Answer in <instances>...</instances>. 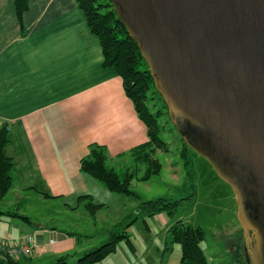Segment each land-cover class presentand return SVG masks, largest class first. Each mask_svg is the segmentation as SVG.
Masks as SVG:
<instances>
[{
	"label": "crops",
	"instance_id": "0c3cea01",
	"mask_svg": "<svg viewBox=\"0 0 264 264\" xmlns=\"http://www.w3.org/2000/svg\"><path fill=\"white\" fill-rule=\"evenodd\" d=\"M29 5L21 23L14 0H0V129L8 127L5 153L15 162L13 187L0 205L3 211L30 217L33 195L64 200L73 210L80 208L84 196L115 199L81 171V160L91 144H99L108 150L109 165L132 172L140 155L135 150L149 141L147 127L122 78L104 66L100 40L90 32L77 0H29ZM30 218L33 224L15 217L0 219V243L36 238L38 249L25 264L46 253L57 259L77 248L76 234ZM142 225L151 235L153 224L144 220ZM234 240L231 250L238 256L241 240ZM127 245L136 251L132 243ZM148 253L156 264H171L159 246Z\"/></svg>",
	"mask_w": 264,
	"mask_h": 264
},
{
	"label": "water",
	"instance_id": "95a60500",
	"mask_svg": "<svg viewBox=\"0 0 264 264\" xmlns=\"http://www.w3.org/2000/svg\"><path fill=\"white\" fill-rule=\"evenodd\" d=\"M184 142L233 190L264 264V0H110Z\"/></svg>",
	"mask_w": 264,
	"mask_h": 264
},
{
	"label": "rangeland",
	"instance_id": "374dc122",
	"mask_svg": "<svg viewBox=\"0 0 264 264\" xmlns=\"http://www.w3.org/2000/svg\"><path fill=\"white\" fill-rule=\"evenodd\" d=\"M154 103L157 109L162 106L159 100ZM160 124L163 127L160 137L169 147L167 151L158 150L153 156L162 165L159 174L145 182L138 179L133 181L132 190L139 195V199L123 195H114L115 199L108 196L93 199L96 204L105 205L93 217L82 205L73 210L65 205L64 200H48L35 195L29 198L28 215L36 224L54 226L60 232L76 234L74 237L78 245L69 253V264H79V258L86 252L107 243L109 231L117 224L133 220L141 202L160 198L184 201L172 214L160 213L153 218L141 216L138 224L134 223L127 230L136 251L132 252L126 242H120L117 254L109 256L103 264H156L148 253L149 249L153 251L159 246L163 251L166 232L178 221L204 229L206 238L202 247L210 264H245V261L237 263L231 250L234 236L239 238L242 229L232 188L217 175L206 159L183 146L181 136L167 117L160 120ZM148 168V164L140 162L135 164L134 172L142 177ZM67 203L71 207L76 206L75 203ZM0 209L6 208L0 205ZM144 220L153 224L151 235L143 228ZM180 252V246L175 245L165 261L177 264ZM51 256L46 253L41 259H34V264H52L56 257Z\"/></svg>",
	"mask_w": 264,
	"mask_h": 264
},
{
	"label": "trees",
	"instance_id": "16d2710c",
	"mask_svg": "<svg viewBox=\"0 0 264 264\" xmlns=\"http://www.w3.org/2000/svg\"><path fill=\"white\" fill-rule=\"evenodd\" d=\"M14 3L17 16L22 23L23 15L30 8L29 0H14ZM77 3L86 17L90 32L100 40L103 49L104 66L113 68L122 78L125 93L133 102L139 118L145 123L149 138L147 143L140 149L135 150V152L140 153L137 157L139 159L137 163L142 162L149 166L142 177H138L134 171H119L111 167L107 148L99 144H91L89 146L88 154L81 160V171L101 183L110 193L139 199V195L132 190L133 181L135 179L144 182L148 181L152 176L159 174L162 169L161 163L153 156L158 150L167 151L169 147L168 143L160 137L163 131L160 120L167 117L172 123L168 108L156 90L154 79L138 44L129 35L126 26L115 12L111 1L77 0ZM156 100H159L162 104L158 109L154 103ZM173 127L175 128L174 125ZM9 143L8 127H3L0 129V204L13 187L15 162L5 153ZM182 143L186 149L190 148L183 139ZM185 153L184 150L183 156H185ZM182 201L184 200L173 201L160 198L141 202L137 216L133 220L129 223L115 225L109 231L107 243L86 252L79 258L78 263L102 264L109 256L116 253L120 242L132 243L127 230L141 216L152 218L160 213L172 214ZM81 204L93 217H96L98 212L105 207V205L96 204L91 196L81 197L79 206ZM3 217H15L33 224L30 217L18 211H3L0 209V219ZM168 236L169 241L165 243L163 257L170 254L175 245H179L181 248L180 264H209L208 257L202 247V243L206 238V233L202 227L187 225L183 221H178L170 228ZM240 240L239 253L235 258L239 259L240 257L241 260H237L238 263L245 261V264H248L244 249L243 229H241ZM25 258H31V256L16 260L1 257V264H25ZM69 259V254L62 255L53 261L52 264H69Z\"/></svg>",
	"mask_w": 264,
	"mask_h": 264
},
{
	"label": "built area",
	"instance_id": "2783aa9c",
	"mask_svg": "<svg viewBox=\"0 0 264 264\" xmlns=\"http://www.w3.org/2000/svg\"><path fill=\"white\" fill-rule=\"evenodd\" d=\"M38 246L36 244V238L33 235H29L20 243L10 244L6 242L0 243V262L1 257L16 260L23 257L33 256Z\"/></svg>",
	"mask_w": 264,
	"mask_h": 264
}]
</instances>
